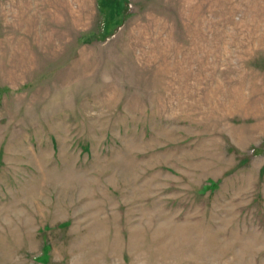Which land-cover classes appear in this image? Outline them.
Returning <instances> with one entry per match:
<instances>
[{
  "label": "rangeland",
  "instance_id": "1",
  "mask_svg": "<svg viewBox=\"0 0 264 264\" xmlns=\"http://www.w3.org/2000/svg\"><path fill=\"white\" fill-rule=\"evenodd\" d=\"M0 264H264V0H0Z\"/></svg>",
  "mask_w": 264,
  "mask_h": 264
}]
</instances>
